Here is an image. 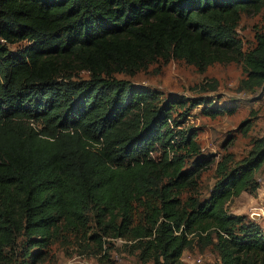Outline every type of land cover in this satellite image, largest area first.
I'll list each match as a JSON object with an SVG mask.
<instances>
[{
    "label": "trees",
    "instance_id": "16d2710c",
    "mask_svg": "<svg viewBox=\"0 0 264 264\" xmlns=\"http://www.w3.org/2000/svg\"><path fill=\"white\" fill-rule=\"evenodd\" d=\"M262 11L264 0H0V264L19 238L36 250L21 264L61 239L108 261L119 239L141 264H183L193 246L220 264H264L260 227L226 211L259 189L264 137L239 161L221 157L201 201L190 192L211 161L180 120L224 109L115 77L157 60L198 73L241 63L237 90L264 89V33L246 52L236 33Z\"/></svg>",
    "mask_w": 264,
    "mask_h": 264
},
{
    "label": "rangeland",
    "instance_id": "374dc122",
    "mask_svg": "<svg viewBox=\"0 0 264 264\" xmlns=\"http://www.w3.org/2000/svg\"><path fill=\"white\" fill-rule=\"evenodd\" d=\"M242 41L244 51L252 49L255 35L264 33V11L257 14H242L236 30ZM25 43L9 46L11 51L24 47ZM80 77L87 79V74ZM117 79L128 81L135 87H143L160 93L163 101L171 97L195 101L199 98L213 99L224 113L215 118L202 113L203 106H197L190 112L187 120H180L182 126L193 127L197 131L200 157L211 164L201 173L196 189L191 191L201 201L206 199L217 181L215 169L221 157L231 154L235 161L246 157L253 142L264 137V89L249 94L237 90L238 83L245 77L241 63L214 64L204 73H198L194 67L183 61L164 62L157 60L134 76L115 75ZM217 83L214 92L200 93L205 83ZM190 160V162H192ZM259 189L256 192H244L231 200L226 211L230 215L245 216L246 222H254L264 233V166L256 175ZM72 239H63L51 245L43 252L42 260L33 264H141L136 253L124 247V242L115 241L110 252V260L84 251ZM25 241L16 242L14 259L11 264L30 262ZM29 253V254H27ZM200 260V263H197ZM183 264H220V259L212 247L201 249L193 246L184 251ZM151 264V263H148Z\"/></svg>",
    "mask_w": 264,
    "mask_h": 264
},
{
    "label": "built area",
    "instance_id": "2783aa9c",
    "mask_svg": "<svg viewBox=\"0 0 264 264\" xmlns=\"http://www.w3.org/2000/svg\"><path fill=\"white\" fill-rule=\"evenodd\" d=\"M116 241H120V242H123V241H121V240H119V239H118V240H116ZM197 263H200V260H197Z\"/></svg>",
    "mask_w": 264,
    "mask_h": 264
}]
</instances>
